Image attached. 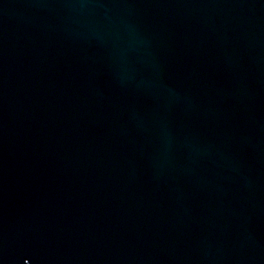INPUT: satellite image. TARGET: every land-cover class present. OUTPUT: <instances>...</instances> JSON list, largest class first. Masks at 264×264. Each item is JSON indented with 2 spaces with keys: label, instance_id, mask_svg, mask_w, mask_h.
Segmentation results:
<instances>
[{
  "label": "water",
  "instance_id": "95a60500",
  "mask_svg": "<svg viewBox=\"0 0 264 264\" xmlns=\"http://www.w3.org/2000/svg\"><path fill=\"white\" fill-rule=\"evenodd\" d=\"M0 264H264V0H0Z\"/></svg>",
  "mask_w": 264,
  "mask_h": 264
}]
</instances>
